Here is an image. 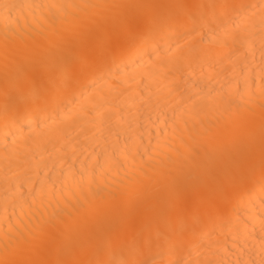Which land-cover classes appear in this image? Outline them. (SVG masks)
Here are the masks:
<instances>
[{"label": "bare ground", "instance_id": "6f19581e", "mask_svg": "<svg viewBox=\"0 0 264 264\" xmlns=\"http://www.w3.org/2000/svg\"><path fill=\"white\" fill-rule=\"evenodd\" d=\"M0 264H264V0H0Z\"/></svg>", "mask_w": 264, "mask_h": 264}, {"label": "snow or ice", "instance_id": "6c2138e0", "mask_svg": "<svg viewBox=\"0 0 264 264\" xmlns=\"http://www.w3.org/2000/svg\"><path fill=\"white\" fill-rule=\"evenodd\" d=\"M90 60V57L88 54H81L79 57H77V62L80 63L81 65H86Z\"/></svg>", "mask_w": 264, "mask_h": 264}]
</instances>
